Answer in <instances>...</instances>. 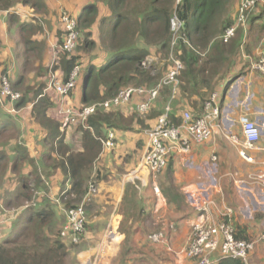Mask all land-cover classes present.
Wrapping results in <instances>:
<instances>
[{"label":"crops","instance_id":"1","mask_svg":"<svg viewBox=\"0 0 264 264\" xmlns=\"http://www.w3.org/2000/svg\"><path fill=\"white\" fill-rule=\"evenodd\" d=\"M24 1L19 0L10 12L1 11L8 13L7 18L10 17V13L16 14L19 18L17 22L11 25L7 23V27L4 23V29H0L4 35L7 34L4 42L0 40L1 47L5 48L4 53L0 49L2 50L0 58L2 57L5 60L16 58L17 61L22 63L19 68L13 65L10 66L8 60L4 64L5 67H8V75L5 77H8L11 89L18 95L28 92L26 88L38 85L41 79L47 85L48 70L51 71V78H54L56 73L59 77H62L63 73L62 69L57 72L52 71L57 61L55 64L54 62L48 64L51 48L53 47L56 50L62 37H65V35L63 36L59 16L56 15L61 12L60 9H54L57 6L51 0H41V3L47 7V10L43 9L44 11L34 8L35 0L30 3L33 8L30 5H25ZM67 1L71 5L70 2L73 0ZM87 3L88 0H83L82 5L79 6L81 8L77 7L76 12L80 11ZM239 3L240 0H230L222 19L233 22ZM67 9L71 10L70 7H67ZM34 17L47 22H43L41 27L28 22L27 19ZM2 18H4V15ZM2 23L3 21L0 20V26ZM29 23L36 28L25 39L19 31V24L30 26ZM246 26V28L239 29L237 35L223 49V58L220 61L225 63L223 72L226 75L228 74V78L220 81L218 85H214L216 93L221 95L222 133L226 139H223L224 137L219 133L220 135H214L203 144H195L190 154L173 156V175L171 179L184 196V205L181 209L172 201V195L168 189L167 170L165 169L159 178H155L141 165V160L148 145L147 134L138 136L137 134L141 132L136 129L132 132L130 130L106 128V126L102 130V137L93 134L101 142V152L95 161V168L100 171L99 181L96 185L99 191L94 198V202L88 207L92 222L88 227L89 231L85 239L90 242L94 239L93 242L96 246L91 250L84 247L83 252L85 254L90 253L89 260L82 262V259L77 256L73 264H199V261L192 260L185 254L194 228L205 223L206 217L210 216V213L202 211V207L210 201L216 202L218 208H220L216 209L211 206V216H214V219L221 215L224 210L221 207L225 204L235 211H233L234 222L244 223L249 229H253L247 230V235L250 237L254 235L253 238L257 239V236L264 231V186L262 184L248 185L239 182L234 184L231 176H227L232 173L233 169L225 165V160H227L246 168L247 172L237 171L244 176L257 171L256 166L247 164L240 158L238 146L230 138L235 136L241 140L243 139L239 122L242 116H246L255 122L260 129V149L252 152V155L258 162L264 163V76L252 68L253 60H249L250 56L258 60L259 56L264 54V3L251 15ZM25 41L30 43L31 50L32 44L33 47L37 46V52L32 51L29 58H24L30 51L26 50ZM244 47L245 55L243 52ZM152 50H157V48H152L151 54L147 58L151 57L158 61L157 64H154L155 75L160 72L163 76L171 66L165 70V64L162 70V61L156 56L158 54L152 52ZM14 52L17 53L15 54L16 57L12 56ZM98 57L99 62L95 60V62H98V64L96 63L97 67L106 62L104 54ZM168 63H171L169 59ZM92 65L95 66V64ZM30 71L34 74L32 80L27 77ZM3 78L0 77V93ZM47 88L44 89L43 93H46ZM85 88L86 86L81 82L80 87H77L73 96L76 108V110L72 109L74 113H79L84 107L88 106L82 104L81 92ZM206 91V89L198 90L197 93L194 92L190 96L189 104L196 106V112L202 107V99ZM164 92L165 90L162 92L160 99V102H164L162 110L169 98V96H163ZM47 96L53 97L49 94ZM139 99L142 101L141 98ZM172 101L173 99H170L168 104H172ZM138 105L135 108L136 110ZM55 107L57 105H54ZM30 110L31 108H29ZM2 115H8L14 119L17 128H20L21 131H25L26 127L28 130L34 129V125H27L28 122L26 124L24 121L26 117L20 118L16 114L7 113L4 104L0 105V123L1 118L5 117ZM157 120L158 118L152 120L153 124L151 121V128L156 125ZM79 124L74 128L71 127L72 129L62 131L65 140H69L73 136L72 142L69 143L75 148L74 150H79L81 147L80 140L82 137L80 138L77 134ZM87 129L93 132L92 127L87 126ZM43 130L42 127L39 130L38 143L45 136H42ZM111 134L114 135L113 142L115 146L113 149L108 148L105 143L110 140ZM228 136L229 138H227ZM27 141L29 142L28 137ZM33 156L40 161L43 153L33 152ZM40 165L41 163L37 162L32 169H27L28 175L24 171V175L29 182L32 199L35 198L37 203L40 204L39 209L49 205L48 200L53 204L51 199L59 198L55 195L56 187L63 179L61 173L55 174L49 179L46 178V175L42 174L39 168ZM7 167L9 172L13 167V163L9 161ZM38 171L41 176L38 175ZM133 174L139 177L135 180L130 179ZM162 175H164V178ZM161 176L162 178H160ZM229 177L233 181V187L230 186L231 183L227 179ZM237 178L241 179L238 176ZM247 178L246 180H248ZM68 188L69 184L66 185V189ZM231 192L236 199L230 206L227 203V196ZM236 206H239V208L237 209ZM22 210L25 209H17L14 215L7 214L18 218L24 216V213L20 212ZM257 214H262L263 217L258 219L256 218ZM1 215L3 216V214ZM5 216L0 218V235L2 234V237L8 238L13 234L12 229L4 232L1 228L6 229L8 226L12 228L17 218L12 220L13 217L7 220ZM53 216H63V214L53 206ZM260 225L261 228H259ZM152 233H162L165 238L164 242H150L147 236ZM209 260L211 264H238L237 261L223 258L219 253L212 254ZM249 264H264V242L257 244L256 249L249 258Z\"/></svg>","mask_w":264,"mask_h":264},{"label":"trees","instance_id":"2","mask_svg":"<svg viewBox=\"0 0 264 264\" xmlns=\"http://www.w3.org/2000/svg\"><path fill=\"white\" fill-rule=\"evenodd\" d=\"M18 1L0 0V20L3 21L0 26L1 30L4 29V23L7 27V23L11 25L18 21L19 18L16 14L10 13V17L7 18L8 13L1 12L12 11ZM35 1L34 8H38L40 11L47 10L41 0ZM229 2L230 0H181L179 2L178 0H88V3L73 16L77 19V31L79 35L81 34L78 39L76 55L64 53L52 71L57 72L62 69L60 80L66 83L70 80L76 66H82V73L78 77L80 82L78 81L76 88L70 92V96H74L77 87L79 88L83 82L86 88L81 92L82 104L90 106L111 100L128 88L156 86L162 73L153 75L151 70L143 67L142 63L151 54V49L157 48L158 55L156 56L162 61V70L165 64V70H167L172 66L171 63H168V59L173 52L174 57L184 65L180 76L181 84L175 98H172V88L164 89L163 96H169L168 101L163 110L164 102H160L156 107H151L150 112H154L152 120L159 118L164 113L170 99H173L170 115L173 124L183 123L184 111H189L197 119L204 113L205 101L212 93L216 92L214 85H218L220 81L228 78V74L223 72L225 63H221L220 60L223 58V49L229 44L225 43L222 37L226 29L234 24L228 19H222ZM30 3L33 1H24L25 5L32 7ZM106 8L109 12L105 13ZM3 15L4 18L1 19ZM56 15L62 22L63 16L58 13ZM174 19L178 20L181 27L176 44L172 47L174 34L171 20ZM27 20L39 27L43 26V22H47L35 17ZM31 23H29L30 26L19 24V31L25 39L36 28L31 26ZM95 32L100 39L99 52L109 55L108 58L106 57V62L99 67L92 65L93 59L90 55L86 60L80 62L83 59L82 54H87L97 47ZM64 35L66 36V32ZM64 39L65 37L60 42H63ZM24 43L26 50H30L24 58H29L32 51L37 52V46L33 47L32 44L31 50L30 43L28 41ZM0 70V77L8 75V67L1 63ZM153 70L155 71L154 68ZM45 88L46 84L41 79L38 85L28 86L26 88L28 92L20 93L18 101L15 103L19 109L28 108L30 104H33L29 111L30 119L44 129L42 136L45 135L44 138L41 137L38 149L31 146L32 139L29 135L35 134L34 137L38 141L39 131L29 130L31 133L27 135L26 131L17 128L14 119L10 116L2 115L5 117L1 118L0 214H6L4 208L8 210L23 208L25 210L20 211L24 213V216L18 218L17 216H5L7 220L13 217L12 220L17 219L11 228L13 234L8 238H0V264H65L68 255L64 242H56L55 252L53 247L45 248L37 240L40 238L38 236L39 226L56 221L51 205H46L41 209H39L40 204L38 203H36L37 206L35 204L36 207H26L35 198L32 199L29 182L24 171L28 175L27 169H32L37 162H40L41 168H39L42 169L41 172L46 175V178L49 179L53 175L61 173L63 179L60 181L57 196L69 209L75 208L83 202L89 188L96 187L98 184L100 171L95 168V161L101 152V142L97 137L103 136V128L106 126V128L133 132L136 125L143 124L138 115L140 113L135 109L138 96L133 97L125 106L112 107L111 110H102V112L100 109L84 125L83 122L78 125L77 134L80 138L82 137L81 147L79 150H74L75 148L69 143L72 142L73 136L69 140H65L61 118L50 114V109L54 108L55 102L43 93ZM205 89L207 91L204 92L202 107L196 112V106L189 104L190 96L194 92L197 93L198 90ZM4 105L6 106V104ZM77 124H74V127ZM133 124L135 125L132 127ZM87 126L92 127L93 132L88 130ZM94 133L97 137L93 135ZM27 137L30 143L27 141ZM33 152L43 153L40 161L36 160ZM172 159L173 157L169 159L166 167L168 189L172 195L173 203L181 209L184 205V196L171 179L173 175ZM9 161L13 163V167L8 172V169L4 167ZM67 184H69L68 189H66ZM262 217V214L256 215L258 219ZM236 227L238 239L247 241L255 239L254 235L251 237L247 235V230H250L247 225L236 223ZM237 262L244 264L242 261Z\"/></svg>","mask_w":264,"mask_h":264},{"label":"built area","instance_id":"3","mask_svg":"<svg viewBox=\"0 0 264 264\" xmlns=\"http://www.w3.org/2000/svg\"><path fill=\"white\" fill-rule=\"evenodd\" d=\"M253 2L247 0L245 6L252 5ZM250 13V8L245 11L246 16ZM76 18L74 22L76 23ZM176 20V19H174ZM172 20V23H174ZM180 30V24L176 20ZM72 23L66 26V36L63 40V45H58L56 48V59L58 61L61 56L66 53V49H70L75 46L78 40V32L76 31V25ZM244 27L245 24L238 27ZM173 30L174 27H173ZM236 28H230L225 36L224 41L228 42L233 36H235ZM174 34V41L172 47L175 46L177 35ZM68 38L66 39V37ZM147 58L143 63V67L147 70H151L155 75L154 62L155 59ZM172 66L159 80L158 84L154 88H128L124 90L117 97L107 100L106 102L90 105L84 107L81 112L74 113L72 110H67L62 115L65 116V126H72L76 123L85 124V122L96 115L98 110H110L112 107H118L127 105L133 97L141 98L142 101L138 105L137 110L142 114L149 112L152 105L159 98L162 89L169 87L173 89V96L175 98L178 87L181 84L180 76L184 69L183 63L174 57L172 52L169 58ZM153 64V65H152ZM252 68L264 75V56L253 63ZM82 70L76 66L70 80L56 84V90L61 96H65L68 92L74 90L79 81L78 77L81 75ZM55 78V77H54ZM56 80V78H55ZM60 80V78L58 79ZM7 84H10L8 77H4L1 82V93ZM55 84V83H54ZM51 84L46 89V92L54 85ZM11 87V85H10ZM9 93V92H8ZM15 100L19 98L18 94L14 92L9 93ZM220 96L216 92L213 93L205 103L204 113L199 118H194L188 111L183 114V123L180 125L173 124L170 119L172 112L171 104H167L163 115L159 117L156 125L147 131L148 145L146 151L141 160V165L145 167L155 178L164 172L167 167L168 161L175 155H188L191 153L193 146L203 144L214 135L223 132L222 128V109L220 103ZM11 112L16 110L11 109ZM242 129V140L238 137H230L233 142L238 146L239 156L248 164L257 167V171L248 176V180L254 184H262L264 186V163H260L252 155V152L260 149L259 143L261 139V132L255 122L251 121L248 117L242 116L239 120ZM114 135L111 134L110 140L106 143L108 148H114L113 142ZM229 138V136L227 137ZM139 176L133 174L130 179L135 180ZM98 194V188L91 186L84 197L83 202L75 208L67 209L69 211V226L66 228L62 236H77L80 237L84 229L86 222V215L89 216L88 209L93 203L94 198ZM36 200L26 205L35 206ZM211 206L218 208L216 202L210 201L204 207L202 211L210 213V216L206 217L205 223L197 225L193 230V237L190 241L186 255L192 260L199 261V264H211L209 257L214 253H219L223 258L229 260L242 259L246 262L249 261V256L256 249L259 242H264V231L257 236V239L253 241L240 240L236 237L234 228V210L223 204V212L220 216L214 219L211 216ZM66 211V212H67ZM164 236L162 233L153 234L149 237V241L152 243H163Z\"/></svg>","mask_w":264,"mask_h":264},{"label":"rangeland","instance_id":"4","mask_svg":"<svg viewBox=\"0 0 264 264\" xmlns=\"http://www.w3.org/2000/svg\"><path fill=\"white\" fill-rule=\"evenodd\" d=\"M52 2H54V4L57 6L56 8H54V9H60V13H59V15L60 16H63L62 18H61V20H62V22H61V28H62V32H63V36H64V34H65V32H67L65 29H66V26H68V25H70V24H72V23H75L74 22V18H73V16L76 14V9H77V7H79V6H81L82 5V3H83V0H73L72 2H70V4L71 5H69V1H67V0H58V1H55V0H51ZM179 1H181V0H178V2ZM233 1H235V0H233ZM241 1V4H240V6H238V9H237V12H236V17H235V19L233 20V22L232 23H234V28H236V32H238V30L239 29H241V28H246L247 26L246 25H248V22H249V20H250V17H251V15L264 3V0H249L250 2H253V4L252 5H250V6H245V2L247 1V0H240ZM79 4V5H78ZM69 5V6H68ZM67 7H70L71 8V10H69V9H67ZM79 8H81V7H79ZM248 8H250V13H249V15L248 16H246V14H245V11L248 9ZM109 12V10L106 8L105 9V13L106 12ZM175 18V17H174ZM173 19V18H172ZM171 22H172V20H171ZM243 24H245V26L244 27H238L239 25H243ZM75 25H76V31H77V22L75 23ZM173 27H174V29L175 30H173ZM78 32V31H77ZM172 32H174L175 33V35H178V32H179V26H178V23H177V21L176 20H174V23H172ZM8 33H10V32H8ZM11 34V33H10ZM6 35L7 34H3V31L1 32V30H0V40H2L3 42L5 41V37H6ZM81 35V34H80ZM79 32H78V39H79ZM94 36H95V43H96V48L94 49V50H92V51H90L89 53H87V54H82V56H83V59L80 61V62H82V61H84V60H86L87 58H88V55H90L91 57H92V59H93V64H95V66H96V63L98 64V62H99V60H98V56L101 54L100 52H99V47H100V39L98 38V36H97V32H95L94 33ZM68 38V36L66 37V39ZM62 39H63V37H62ZM78 44H79V42H78V40H77V42H76V44H75V46L74 47H72V48H70V49H66V53L67 54H72V55H76V49H77V46H78ZM59 45H63V42H61ZM0 49H2L3 50V53H4V50H5V48L3 49L2 47H1V44H0ZM2 50H0V54H1V52H2ZM8 51V50H7ZM157 51L158 50H152V52H154V53H157ZM243 52H244V55L246 54V52H245V47L243 48ZM15 54H17V53H12V56H15L16 57V55ZM107 58L109 57V55L108 54H104ZM153 55H155V54H153ZM262 56H264V54H262V55H260L259 56V58H258V60H255V59H253L251 56H250V59L249 60H253V62H252V65H253V63H256L257 61H259L261 58H262ZM56 57H57V55H56V51L53 49V47L51 48V50H50V52H49V59H48V64H50V63H53L54 62V64H55V59H56ZM154 59V58H153ZM153 59H151V60H153ZM7 60H8V63H9V65L11 66V65H13L14 67H17V68H19V67H21L22 66V63H20L19 61H17L16 60V58H14V59H8L7 58ZM7 60H5V59H3L2 57L0 58V63L2 64V65H4V64H6V62H7ZM95 60L96 61H98V62H95ZM158 63V61L156 60L153 64H157ZM56 64H57V62H56ZM152 64V65H153ZM86 65V64H85ZM78 67H80L81 68V70H82V66H80V65H78ZM47 68H48V65H47ZM0 73H1V70H0ZM33 76H34V74H32L31 73V71L27 74V77H28V79H30V80H32L31 78H33ZM55 77H56V80H55V78H51V71L50 70H48V73H47V80H46V82H47V87L49 86V85H51V84H54L51 88H50V90L48 91V92H46V93H44L45 95H50V96H52L53 95V100H54V102H55V105H57V107H55V108H51L50 109V113L51 114H53L54 116H56V117H60L61 118V120H62V122H63V127H62V130H68L69 128H71V126H65V124H64V122H65V116L64 115H62V113H64L65 111H67V110H72V109H75L76 110V108H75V105H74V98L73 97H71L70 96V92H68L65 96H61L58 92H57V90H56V84H58V83H62V81L61 80H58L60 77L58 76V73H56V75H55ZM46 87V88H47ZM73 91V90H72ZM71 91V92H72ZM11 93V92H14L15 93V91L13 90V89H11V87H10V84H7L6 85V87H5V89H4V92L2 93V94H0V105L1 104H6V106H7V108H6V106H5V109H6V112L7 113H10V114H16V116H18V117H20V118H23V117H26V119L24 120L25 122H26V124H27V122H28V124L27 125H34V129L35 130H37V131H39L40 129H41V127L40 126H38L35 122H33L31 119H30V114H29V108H31L32 106H33V104H30V106L28 107V108H23V109H19V108H17L16 106H15V103L18 101V99L17 100H15V98L13 97V96H10L9 95V93ZM162 92H163V89H162V91H161V93H160V96H159V98L156 100V103L154 104V105H152V108L153 107H156V106H158V104L160 103V99H161V96H162ZM211 96V95H210ZM210 96H209V98H210ZM208 98V99H209ZM207 99V100H208ZM206 100V101H207ZM206 101H205V103H206ZM140 103V100L137 98V101H136V106L138 105ZM205 103H204V108H205ZM122 106H124V105H122ZM11 109H14V110H16V112H11ZM9 111V112H8ZM137 112H139L138 110H136ZM184 112H188V111H184ZM27 113H28V117H27ZM59 113V114H58ZM140 114H142L141 112H139ZM140 114H138L139 116H140V118H141V120H142V122H143V124L142 125H140V126H136L135 127V129L137 130V131H139V132H141V133H139V134H137L138 136H145L146 134H147V131L151 128V121H152V118H153V116H154V112L152 111V112H146V113H144V114H142V115H140ZM59 118V119H60ZM159 119V118H158ZM152 124H153V121H152ZM74 127V124H73V126H72V128ZM71 128V129H72ZM32 130V129H31ZM26 134L27 135H29L31 132L27 129V127H26ZM72 132V131H71ZM220 134H222V136L224 137H221V138H223V139H226V137L223 135V133L221 132ZM219 134V135H220ZM34 135L35 134H30L29 136H30V138L32 139V147L34 148V149H38V147H39V143H38V141L35 139V137H34ZM234 151V150H233ZM235 152V151H234ZM241 158V157H240ZM242 159V158H241ZM225 160V159H224ZM244 161V160H243ZM225 165H228V167L229 168H231V169H233V171H232V173H230V174H228L227 176H231V178L234 180V182L233 181H231V179H230V177L229 178H227L228 179V181H230V186L231 187H233V183L234 184H236V183H243V184H252V185H255L253 182H250V180H246V178H247V176H249V175H251V174H253V173H248V174H245L246 176H244V175H241L239 172H237L238 170H241V171H244V172H247L248 170L246 169V168H244V167H242V166H239L237 163H234V162H232V161H227V160H225ZM245 162V161H244ZM245 163H247V162H245ZM248 164V163H247ZM40 168H41V165L39 166ZM5 169H8V167L6 166V167H4ZM42 170V169H41ZM258 170V169H257ZM167 172V171H166ZM38 173V175H40L41 176V174H40V172L38 171L37 172ZM161 175V174H160ZM159 175V176H160ZM159 176L157 177V178H159ZM163 176V178H164V175H162ZM162 176L160 177V178H162ZM237 176L239 177V178H241L240 180L237 178ZM248 179V178H247ZM160 180V179H159ZM233 182V183H232ZM58 192H59V185H57V187H56V196H57V194H58ZM62 195V194H61ZM234 194L231 192V194H228V204L231 206V203L233 204L234 203V201H235V199H236V197L235 196H233ZM57 199V200H56ZM36 200V199H35ZM51 200H53V204L50 202V200H48L49 201V205H51L52 207L53 206H55L56 207V209L60 212H62V214H63V216H55V221L57 220V222H53V221H50V222H47V223H44V224H41L40 226H39V228H38V236L40 237V238H37V240L42 244V246H44L45 248H48V247H50V248H52L53 247V249H54V251L56 252V250H55V246H56V242L57 241H61L62 243L64 242V244L67 246V252H68V255H67V258L65 259V264H73V262L76 260V258H77V256L78 257H80L81 259H82V262L84 261V260H89L90 259V257H88V256H90V253H88V254H85V252H83L84 250H85V248L86 249H89V250H91L92 248H94L96 245H95V243L93 242V240L94 239H92L91 240V242L90 241H88L87 239H85V237L87 236V234H88V231H89V229H88V227H89V225H90V223L92 222V216H87L86 215V222H85V225H84V229H83V231H82V233H81V236L80 237H77V236H62V234L65 232V230H66V228L69 226V211H67V209H69L65 204H63L62 202H61V199H59L58 197L57 198H53V199H51ZM237 201H238V199H237ZM36 203H37V200H36ZM232 207H234V206H232ZM236 208L238 209L239 208V206H236ZM4 211H5V215L6 216H8V214L7 213H10L11 215H14V213L16 214V211L17 210H8V209H5L4 208ZM67 211V212H66ZM235 212V211H234ZM238 212V211H237ZM4 214H3V216H5ZM0 216H2L1 214H0ZM234 216V215H233ZM240 224H242V225H245L244 223H238V225H240ZM262 225V224H261ZM261 225H260V227L259 228H261ZM2 227H3V225H1ZM234 228H235V232L237 233V227H236V223L234 224ZM239 228V227H238ZM263 228V227H262ZM10 229H11V227H9L8 226V228H6V229H3V228H1V230L2 231H4V232H7V231H10ZM250 230H253V229H250ZM240 231V230H239ZM154 233H152V234H149L147 237V239L149 240V237L151 236V235H153ZM2 237V234L0 235V238ZM192 237H193V232H192V236H191V239H192ZM6 238V237H5ZM3 241V240H2ZM3 242H5V241H3ZM86 242H87V244H88V247H87V244H86ZM84 246H83V245ZM85 247V248H84ZM66 248V247H65ZM254 252V251H253ZM186 255V254H185ZM251 256V255H250ZM250 256H249V258H250ZM96 258L98 257V256H95ZM234 261H242L244 264H249V261L248 262H246V261H244V260H242V259H239V260H234Z\"/></svg>","mask_w":264,"mask_h":264},{"label":"clouds","instance_id":"5","mask_svg":"<svg viewBox=\"0 0 264 264\" xmlns=\"http://www.w3.org/2000/svg\"><path fill=\"white\" fill-rule=\"evenodd\" d=\"M233 26H234V24H233ZM233 26H231V27H229V28H227L226 29V31H225V33H224V35H223V40H224V36H225V34H226V32L230 29V28H234ZM237 35V32L235 33V36ZM235 36H233L228 42H225V43H230L231 42V40L235 37ZM259 73V72H258ZM261 74V73H260ZM264 76V75H263ZM140 104V103H139ZM139 113V112H138ZM163 115V114H162ZM165 171V170H164ZM96 188H98L97 186H96ZM98 191H99V189H98ZM93 202H94V200H93Z\"/></svg>","mask_w":264,"mask_h":264}]
</instances>
